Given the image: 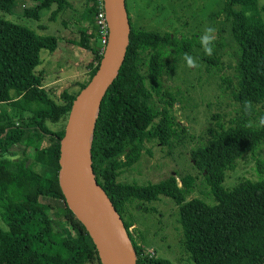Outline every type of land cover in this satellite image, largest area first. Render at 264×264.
Wrapping results in <instances>:
<instances>
[{
    "label": "trees",
    "instance_id": "obj_1",
    "mask_svg": "<svg viewBox=\"0 0 264 264\" xmlns=\"http://www.w3.org/2000/svg\"><path fill=\"white\" fill-rule=\"evenodd\" d=\"M184 1L124 0V4L142 5V26L128 23L123 62L97 110L88 145L92 173L120 218L135 264H171L149 256L128 231L134 227L129 212L132 204L155 202L159 197L169 199L176 208L178 247L192 264H264V178L241 180L230 189L222 187L225 173L245 157L254 161L257 177L264 173V164L255 156L264 140V127L256 123L264 115V26L259 21L264 2L216 0V9L201 19L221 36L225 22L213 24L212 20L216 15L226 16L235 46L230 94L237 117L226 127L216 121L205 142L189 154L212 205L190 198L195 186L189 176L169 175L156 184L141 186L117 182L143 152L148 153L145 144L168 147L186 134L173 116L178 93L167 85L179 58L187 53L210 71L218 74L222 69L218 43L214 42L213 55L207 56L200 35L189 37L187 31L178 34L172 29L178 24L186 30L187 23L174 17L175 8ZM14 2L0 0V106L17 113L11 119L0 107V264H100L90 238L66 208L58 187V141L63 129L52 132L45 126V122L66 121L74 97L89 80L75 93L62 91L59 104L48 97L41 87V75L34 70L40 65L39 52H54L56 40L3 20L1 15H10ZM87 2L79 16L86 24L80 30V48L91 57L87 67L95 64L93 74L100 56L92 24L93 0ZM32 3L22 11L23 17L54 5L49 15L54 20L67 6V0ZM201 22L193 28L196 33L201 31ZM221 81L230 84V80ZM245 100L253 104L251 115L243 112ZM42 139L47 143L40 149L37 144ZM18 147L20 156L13 150ZM6 154L12 159H5ZM41 199L61 203L62 221L69 231L62 234V240L55 236Z\"/></svg>",
    "mask_w": 264,
    "mask_h": 264
},
{
    "label": "rangeland",
    "instance_id": "obj_2",
    "mask_svg": "<svg viewBox=\"0 0 264 264\" xmlns=\"http://www.w3.org/2000/svg\"><path fill=\"white\" fill-rule=\"evenodd\" d=\"M87 1L67 0V6L54 17V20L49 19L51 11L55 9L54 5L48 10L37 13L31 11L27 18L23 17L22 9L31 8L32 0H15L11 14L1 15L3 20L25 27L35 35L49 36L56 40L54 52H39L40 65L34 70L35 75L38 73L42 77L41 87L56 104L60 103L59 95L62 91L75 93L80 84L89 80L94 70V63H91L90 68L87 67L91 62L90 55L80 48V30L85 28L86 24L79 21V16L88 6ZM258 5L260 6L261 3ZM216 6V0H185L181 3V7L175 8L174 17H179L180 23L183 21L187 23L186 30L181 29L178 24H174L172 29L178 31V34L187 31L189 37L195 34L201 36L204 28L211 26L210 22H201V19L211 10H215ZM126 8L134 22L133 25L142 26L140 20L142 5L127 3ZM259 17L260 23L264 26V15L260 13ZM134 20L137 22L135 23ZM220 21L225 22L222 25L224 33L220 36L216 31L215 42L220 49L217 53L222 55L221 71L217 74L208 70L205 64L195 57L193 58L198 66L189 68L184 57H181L173 78L167 82L170 89L178 93V102L173 106V116L186 128V134L178 141L171 142L168 147H159L153 143L145 144L144 148L148 153L143 152L131 169L120 174L117 182L141 186L156 184L169 175L189 176L194 179L195 186L190 198H197L207 205H212L201 175L191 165L189 154L205 142L208 130L214 127L216 121L226 127L230 126L237 117L236 105L230 94L235 46L230 39L226 16L216 15L212 23L217 24ZM200 22L201 31L196 33L193 28ZM222 79L230 80V84L222 83ZM0 107L11 119L17 114L8 106ZM215 117L218 119L216 120ZM64 124L65 122L57 124L45 122L46 128L52 132L63 129ZM46 143V139H42L37 145L43 149ZM20 149L21 147L13 149L18 156ZM255 156L264 164V140L258 145ZM37 170L40 174L43 173L42 167H38ZM259 178H264V173L257 177L254 161L250 157H245L236 162L232 172L225 173L222 187L230 189L241 180L257 181ZM40 201L52 223L55 236L62 240L64 238L62 234L65 233L66 236L69 231L62 221L61 203L45 199ZM129 212L134 219V227L129 228L128 231L134 242L142 246L149 256L168 260L171 264H192L178 247L179 227L176 223V208L169 199L159 197L155 202L139 204V206L132 204ZM123 240L126 241L124 243L126 248L131 251L127 238Z\"/></svg>",
    "mask_w": 264,
    "mask_h": 264
},
{
    "label": "water",
    "instance_id": "obj_3",
    "mask_svg": "<svg viewBox=\"0 0 264 264\" xmlns=\"http://www.w3.org/2000/svg\"><path fill=\"white\" fill-rule=\"evenodd\" d=\"M107 39L96 70L74 97L58 141L57 183L64 204L91 240L100 264H135L120 218L95 182L88 154L91 129L100 102L116 77L128 44L124 0H103ZM68 175L70 189H65ZM176 179V177H174ZM131 249V248H130Z\"/></svg>",
    "mask_w": 264,
    "mask_h": 264
},
{
    "label": "clouds",
    "instance_id": "obj_4",
    "mask_svg": "<svg viewBox=\"0 0 264 264\" xmlns=\"http://www.w3.org/2000/svg\"><path fill=\"white\" fill-rule=\"evenodd\" d=\"M262 2H264V0H262ZM216 31L217 30L215 27L206 26L204 28L203 34L199 37L201 47L204 51V54L207 56H212L214 53V42L216 40V35H215ZM184 60L186 62L187 67L189 68H196L198 66L195 58H193L191 55L187 53H185L184 55ZM242 108H243V112L246 115H251L253 112V104L249 100L243 101ZM256 123L257 126L264 127V115H261L258 121H256ZM249 126H252L251 122L249 123ZM5 159H12V158L8 157L6 154ZM121 240L123 243H126V241L123 240L122 236H121Z\"/></svg>",
    "mask_w": 264,
    "mask_h": 264
},
{
    "label": "built area",
    "instance_id": "obj_5",
    "mask_svg": "<svg viewBox=\"0 0 264 264\" xmlns=\"http://www.w3.org/2000/svg\"><path fill=\"white\" fill-rule=\"evenodd\" d=\"M126 4H125V10H126V15H127V20H128V23H131L133 25L134 22L129 17ZM92 7H93L92 24H93L94 33L97 39L98 54L101 57L103 54V51L106 45V39H107V22L105 18L104 9H103V0H93ZM134 21L135 23L137 22L136 20Z\"/></svg>",
    "mask_w": 264,
    "mask_h": 264
},
{
    "label": "bare ground",
    "instance_id": "obj_6",
    "mask_svg": "<svg viewBox=\"0 0 264 264\" xmlns=\"http://www.w3.org/2000/svg\"><path fill=\"white\" fill-rule=\"evenodd\" d=\"M65 189L67 190V192L69 191V189H70V184H69V177H68V175L66 176V178H65Z\"/></svg>",
    "mask_w": 264,
    "mask_h": 264
},
{
    "label": "crops",
    "instance_id": "obj_7",
    "mask_svg": "<svg viewBox=\"0 0 264 264\" xmlns=\"http://www.w3.org/2000/svg\"><path fill=\"white\" fill-rule=\"evenodd\" d=\"M24 9H25V8H23L22 11H23ZM45 10H46V9H45ZM40 11H42V10H40ZM40 11H39V12H40ZM52 11H53V10H52ZM52 11H51V12H52ZM88 61H89V60H88Z\"/></svg>",
    "mask_w": 264,
    "mask_h": 264
}]
</instances>
